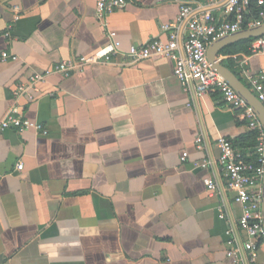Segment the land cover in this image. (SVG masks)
I'll use <instances>...</instances> for the list:
<instances>
[{
	"label": "crops",
	"instance_id": "crops-1",
	"mask_svg": "<svg viewBox=\"0 0 264 264\" xmlns=\"http://www.w3.org/2000/svg\"><path fill=\"white\" fill-rule=\"evenodd\" d=\"M95 1L0 0V53L17 55L0 57V118L15 104L47 131H0V264H264V240L254 262L226 255L228 237L246 235L217 147L225 137L253 161L256 136L218 92L184 91L170 59L127 62L130 45L167 39L178 2L127 0L107 18L120 41L111 61L54 73L33 99L14 96L33 74L106 43ZM189 1L192 14L227 18V0ZM221 51L216 60L252 91L241 70L264 72V54L240 69L230 56L248 53Z\"/></svg>",
	"mask_w": 264,
	"mask_h": 264
},
{
	"label": "built area",
	"instance_id": "built-area-1",
	"mask_svg": "<svg viewBox=\"0 0 264 264\" xmlns=\"http://www.w3.org/2000/svg\"><path fill=\"white\" fill-rule=\"evenodd\" d=\"M179 3V13L172 24L163 25V30H169L166 40L153 38L141 45H130L127 52V62L134 64L137 61L151 58L164 57L173 62V74L178 79L184 91H191L195 97H200L209 92H218L222 100L230 108L238 111V118L245 122L248 129L256 134L254 146V160L248 161L237 151L232 142L220 137L217 147L220 151L219 164L224 174L229 178L228 188L235 192V201L242 207L237 219L239 228L245 233L246 239L236 241L231 235L226 240V255L240 258L246 253L251 262L258 255V241L264 240V225L262 220V181L264 177V128L253 108L239 95V93L214 69L207 57L208 46L217 38L234 33L243 28L254 27L264 23V0H227L224 13L225 19H219L210 11L192 14L189 0H170ZM213 3L215 0H206ZM127 0H96L95 17L104 27L107 41L96 51L82 55L76 59L63 60L55 66L48 68L43 73L33 74L28 84H17L13 90L14 96L20 97L26 94L33 99L32 90H36V83L44 81L52 74L62 77L69 76L74 70L81 69L85 65H92L111 61L120 51V41L116 31L108 27L107 18L114 12L121 10ZM252 6L257 8V17L248 22L246 15L250 13ZM13 20L19 19V8L12 6ZM246 24H244V22ZM181 24L185 26L184 37L179 35L177 29ZM5 35H9L6 32ZM264 54V34L253 38L248 46V54L239 57L231 55L237 67L245 68L248 57ZM1 59L16 60L17 55L7 51L0 53ZM257 99L264 107V72L249 73L247 69L241 70ZM190 105V104H188ZM13 128L18 131L33 130L45 134L47 131L43 125L35 120L25 118L17 105L13 104L0 118V131ZM197 147H200L201 138L196 139ZM187 152L181 151L180 160L186 159ZM207 161L199 164L205 168ZM23 164L18 162L16 169L21 170ZM209 193L215 190V183L211 179L206 180ZM219 218L224 215L221 210ZM227 234L230 231L227 230Z\"/></svg>",
	"mask_w": 264,
	"mask_h": 264
},
{
	"label": "water",
	"instance_id": "water-1",
	"mask_svg": "<svg viewBox=\"0 0 264 264\" xmlns=\"http://www.w3.org/2000/svg\"><path fill=\"white\" fill-rule=\"evenodd\" d=\"M263 34L264 23L254 27L243 28L234 33H230L223 37L217 38L208 46L207 57L211 66L216 69V71L224 77V79L239 93V95L247 102V104H249L253 108L264 128V107L262 103L232 70L216 60L218 54L224 47L241 40L259 37ZM261 212L264 225V177L262 181Z\"/></svg>",
	"mask_w": 264,
	"mask_h": 264
},
{
	"label": "trees",
	"instance_id": "trees-1",
	"mask_svg": "<svg viewBox=\"0 0 264 264\" xmlns=\"http://www.w3.org/2000/svg\"><path fill=\"white\" fill-rule=\"evenodd\" d=\"M256 17H257V8L252 6L250 13H248L246 15L245 19L248 20V22H249L251 20H254ZM246 22L247 21H245L244 24H246ZM250 40L251 39H245V40H241L237 43H234L232 45H229V46L223 48L221 53L222 54H234V53H237L239 51H245L246 53H248V47H247L248 43L247 42H249ZM250 133H251L250 136L255 139V136H256L255 132L250 131ZM261 241H263V239H260L258 241V247H259Z\"/></svg>",
	"mask_w": 264,
	"mask_h": 264
}]
</instances>
